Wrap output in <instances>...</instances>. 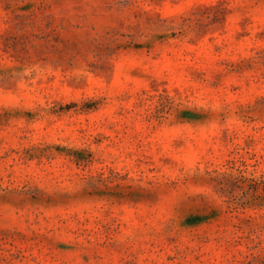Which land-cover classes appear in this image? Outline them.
Wrapping results in <instances>:
<instances>
[{
  "label": "rangeland",
  "instance_id": "1",
  "mask_svg": "<svg viewBox=\"0 0 264 264\" xmlns=\"http://www.w3.org/2000/svg\"><path fill=\"white\" fill-rule=\"evenodd\" d=\"M0 264H264V0H0Z\"/></svg>",
  "mask_w": 264,
  "mask_h": 264
}]
</instances>
